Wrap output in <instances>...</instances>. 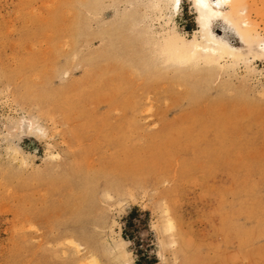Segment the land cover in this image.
Masks as SVG:
<instances>
[{
    "label": "rangeland",
    "instance_id": "rangeland-1",
    "mask_svg": "<svg viewBox=\"0 0 264 264\" xmlns=\"http://www.w3.org/2000/svg\"><path fill=\"white\" fill-rule=\"evenodd\" d=\"M150 2L0 0V264H264V60L164 68Z\"/></svg>",
    "mask_w": 264,
    "mask_h": 264
},
{
    "label": "bare ground",
    "instance_id": "bare-ground-1",
    "mask_svg": "<svg viewBox=\"0 0 264 264\" xmlns=\"http://www.w3.org/2000/svg\"><path fill=\"white\" fill-rule=\"evenodd\" d=\"M180 2V0L150 2L152 7L158 8L159 20L164 23L161 25L162 30L156 34L157 37L153 41L155 46L153 52L157 56L155 60L164 68L183 71L185 67L190 69L206 66L210 67L208 70H213L211 68L220 67H218L219 61L224 58L231 63H237V60L248 62V56L254 60H264V40L256 34L255 29L247 28V21L245 23L240 20L241 3L239 4L237 0H189L196 24V30L193 31L190 39L175 31L172 20L179 11ZM148 40V44L152 43V39ZM15 123H12V129L6 128L7 136L12 132L29 136L34 132L42 133L44 130L32 117H21Z\"/></svg>",
    "mask_w": 264,
    "mask_h": 264
},
{
    "label": "trees",
    "instance_id": "trees-1",
    "mask_svg": "<svg viewBox=\"0 0 264 264\" xmlns=\"http://www.w3.org/2000/svg\"><path fill=\"white\" fill-rule=\"evenodd\" d=\"M134 212H135L134 210H132L131 212H129V214L127 215V220H126V222H125L126 224H129L128 221H130L129 219H130L131 216L134 214ZM121 238H122L124 241H128V242H131L132 244H135L134 240H133L132 238H129V239H128V238L124 235L123 231H122V233H121ZM136 256H138V255H136ZM139 256H141V258L145 259L147 264H155L153 258H151V257H147L145 254H140Z\"/></svg>",
    "mask_w": 264,
    "mask_h": 264
}]
</instances>
